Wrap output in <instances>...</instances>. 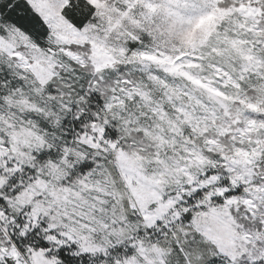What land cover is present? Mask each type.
<instances>
[{
    "label": "snow or ice",
    "instance_id": "obj_1",
    "mask_svg": "<svg viewBox=\"0 0 264 264\" xmlns=\"http://www.w3.org/2000/svg\"><path fill=\"white\" fill-rule=\"evenodd\" d=\"M0 264H264V0H0Z\"/></svg>",
    "mask_w": 264,
    "mask_h": 264
}]
</instances>
